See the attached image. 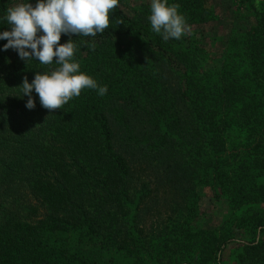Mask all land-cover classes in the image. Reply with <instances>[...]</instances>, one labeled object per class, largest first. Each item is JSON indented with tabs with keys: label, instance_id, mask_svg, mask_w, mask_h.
<instances>
[{
	"label": "trees",
	"instance_id": "obj_1",
	"mask_svg": "<svg viewBox=\"0 0 264 264\" xmlns=\"http://www.w3.org/2000/svg\"><path fill=\"white\" fill-rule=\"evenodd\" d=\"M36 2L0 0V32L9 8ZM241 2L248 27L213 71L192 33L220 21L216 0H168L191 31L180 39L152 31L151 0H119L95 37L62 33L107 93L51 113L34 91L27 109L20 85L59 65L0 39V264H101L80 244L130 264H220L235 232L231 264H264V0ZM197 186L228 206L211 230L196 226Z\"/></svg>",
	"mask_w": 264,
	"mask_h": 264
},
{
	"label": "clouds",
	"instance_id": "obj_2",
	"mask_svg": "<svg viewBox=\"0 0 264 264\" xmlns=\"http://www.w3.org/2000/svg\"><path fill=\"white\" fill-rule=\"evenodd\" d=\"M118 4L119 0H37L35 6L21 3L8 9L5 19L11 30L0 32V39L7 41L3 50L14 49L25 62L38 60L43 65L53 62L59 65L51 73L37 72L31 83L27 77L23 78L20 86L22 97H28L27 109L35 108L33 91L38 94L41 106L50 113L62 109L83 89H98L100 96L107 93V86L99 87L93 78L79 71L77 62H73L77 46L72 39L60 44V38L62 33L69 37L72 34L95 37L103 33L109 27L110 12ZM178 7L169 5L168 0H151L152 31L165 41L180 39L188 30ZM122 23L123 20H117V25Z\"/></svg>",
	"mask_w": 264,
	"mask_h": 264
},
{
	"label": "rangeland",
	"instance_id": "obj_3",
	"mask_svg": "<svg viewBox=\"0 0 264 264\" xmlns=\"http://www.w3.org/2000/svg\"><path fill=\"white\" fill-rule=\"evenodd\" d=\"M216 2L220 21L208 23L206 26L200 28V36L192 33L195 39L200 40V42L198 41L199 46L203 50L201 54L202 65L210 71L219 68L224 55L226 39L230 32L232 30L238 31V33L244 32L248 27L250 19L247 8L241 0H216ZM187 33L191 35L189 29L186 31ZM195 194L197 196L200 213V217L196 221V226L206 230L215 228L229 213L226 201L220 199L219 202H214L211 198V193L203 186H197L195 188ZM71 237L73 236H67L65 238L69 245L71 244ZM242 237L239 232H235V240L224 248L220 256V264H231L229 260L230 255L233 249H235L237 241L242 239ZM79 247L81 250L80 253L92 258L95 263L130 264V259L110 250L97 249L91 244H80Z\"/></svg>",
	"mask_w": 264,
	"mask_h": 264
}]
</instances>
